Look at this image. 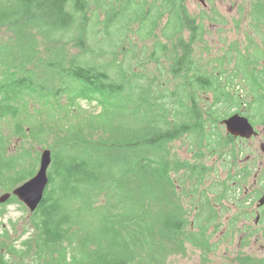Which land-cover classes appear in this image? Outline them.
<instances>
[{"label":"trees","instance_id":"obj_1","mask_svg":"<svg viewBox=\"0 0 264 264\" xmlns=\"http://www.w3.org/2000/svg\"><path fill=\"white\" fill-rule=\"evenodd\" d=\"M90 2L0 0L5 38L0 40L5 41L0 42V121L10 118L16 135L48 145L54 165L48 173L50 186L20 224V233L17 223L0 230V264H167L171 255L185 253L187 245L205 256L217 245L211 241L219 213L214 204L229 197L233 191L226 186L232 185L226 181L210 190L214 199L204 193L195 221H189L171 175L186 170L201 183L209 168L181 161L168 144L192 135L193 146L210 155L234 162L241 156L237 141L219 131L224 118L220 109L243 105L237 90L231 94L229 89L240 76L226 75L234 61L254 100L257 92L264 96V66L258 69L264 59H253L256 41L234 44L212 69L200 67L193 45L203 40V29L188 19L185 0H166L163 12L152 5L146 11L156 10L157 23L169 14L163 35L172 45L158 43L161 56L150 57L159 69L160 59L171 62L170 72L179 82L170 92L155 76L147 82L144 75L128 77L117 61L97 65L65 55L69 41L86 49V19L77 14L87 12ZM254 15L256 33L264 30L258 25L264 23V0H251L248 16ZM142 25L144 40L155 36L158 24ZM71 30L75 35L70 39L66 34ZM258 55L264 56V46ZM255 63L256 69L249 67ZM110 67L119 69V79ZM204 91L213 95L211 101L201 98ZM81 102L98 111L88 112ZM8 139L0 134V190L6 193L33 176L36 166L27 148L8 156ZM246 169L251 175L248 167L241 168ZM15 203L19 201L11 196L0 206V215L2 207ZM236 218L239 214L231 217L225 236ZM239 264L263 262L246 256Z\"/></svg>","mask_w":264,"mask_h":264},{"label":"rangeland","instance_id":"obj_2","mask_svg":"<svg viewBox=\"0 0 264 264\" xmlns=\"http://www.w3.org/2000/svg\"><path fill=\"white\" fill-rule=\"evenodd\" d=\"M166 0H91L88 5V11L77 14L79 20L85 18L83 29L86 31V49L80 50L74 46V41H69L65 45V55L67 57L78 56L82 60H89L90 63L97 65H105L112 61H117L122 65L123 71L128 77H136L139 79L143 75L145 81H149L151 77L157 78V83L160 82L170 92L178 89V80H174L170 65L166 58L160 59L163 65L157 67L155 62L151 60V55L161 56V51L158 43L166 44L171 47V41L167 40L163 35V30L168 24L169 14L166 12L157 23L156 10L152 9L148 14L147 9L152 5L160 11H166ZM251 0H185V7L188 14V19H194L196 24H199L203 29V40L193 45V56L197 60L198 66H207L212 69L217 66L216 62L222 59L224 53L231 51L234 44L249 45V39L256 41L259 47L264 46V30L256 29V33L251 27L253 19L257 20L256 15L251 18L248 16L250 11ZM100 5L101 7L99 8ZM140 16V17H139ZM144 17V19H142ZM174 22V20H172ZM142 24H158L155 36L146 37L144 40ZM264 25V23L258 24ZM78 31L79 26H75ZM75 35L74 31L66 34V37ZM184 35L189 38L190 33L184 32ZM0 40H5L4 34L0 33ZM5 42V41H0ZM262 45V46H261ZM258 48L254 50L253 59H264L263 55H258ZM242 61V58L239 57ZM199 61V62H198ZM257 64L250 65V68L256 69ZM262 64L259 63L258 69ZM111 74L116 75L119 79V69L110 67L107 69ZM244 74L242 70L236 67V61L230 66V70L226 75ZM230 76V75H229ZM234 78L233 84L229 89L231 94L237 90L240 98L243 100L241 107H231L220 109L222 117H227L231 113L241 110L246 113V117L250 120L253 126L259 131V136L249 141L237 142L243 152L240 156L241 160L245 157H255L251 169V176L246 180L248 185L254 182H264V153L260 151V143L264 142V96L261 92L255 95L250 94L245 86V81L242 78ZM146 81V82H147ZM224 85L227 84L225 77L222 79ZM159 87V85H158ZM157 87V88H158ZM201 98L211 101L213 95L210 92H201ZM256 101V102H255ZM82 108L88 112H97L93 106H89L85 102H81ZM226 112L227 114H224ZM232 115V114H231ZM219 131L223 136H226L225 128L219 124ZM0 134L8 137L6 142V152L8 156L27 148L31 158L29 161H35V173L39 167V156L43 149H50L48 145H39L33 143L30 138H23L14 133V122L10 118H5L0 121ZM29 134V133H28ZM195 138L192 135H185L180 139L174 140L168 144V148L173 155L181 161H190L200 167H208L201 183H196L197 177L191 176L186 170L178 173H172L174 186L179 192L180 202L189 211L187 219L191 222L195 221L198 208L205 200L204 193L210 199L216 198V193L210 190H218L219 184L227 180L229 183L234 181L232 176L234 170L230 168L229 161L225 157L210 155L206 153L204 148L193 146ZM52 138H49L46 144H51ZM52 151V149H50ZM200 152L206 153L204 157H198ZM197 156V157H196ZM54 172V165L51 163L48 173ZM34 173V174H35ZM50 186V185H48ZM6 191L0 190V195ZM243 197V189L231 192L228 198L221 199L219 204H214L218 209V217L212 225L211 233L213 234L212 242H216V248L213 252L203 256L202 251L187 245L185 253L171 255L168 258L167 264H239V260L246 256L252 259L263 262L264 264V239L259 235L263 224H254L253 220H244L243 218L233 221V229L225 236L227 232L229 220L235 216L234 201ZM252 197V195H251ZM196 206V208H195ZM250 206V205H246ZM0 215V230L3 225L10 227V223H17L18 233H20V224L30 216L29 210L22 203L8 204L2 207ZM218 225V230L216 226ZM197 230V227L195 228ZM250 230L254 231L248 237L245 233ZM27 236L24 235V238Z\"/></svg>","mask_w":264,"mask_h":264},{"label":"water","instance_id":"obj_3","mask_svg":"<svg viewBox=\"0 0 264 264\" xmlns=\"http://www.w3.org/2000/svg\"><path fill=\"white\" fill-rule=\"evenodd\" d=\"M201 1V0H200ZM225 128L226 135L243 140H251L258 132L249 119L239 113L232 114L219 121ZM260 151L264 152V143L260 144ZM52 163L50 149H43L39 157V167L36 173L24 183L15 187L11 192L0 195V205L6 203L11 196L17 198L30 213H33L41 203L45 189L49 183L48 169ZM261 204L264 199H261Z\"/></svg>","mask_w":264,"mask_h":264},{"label":"flooded vegetation","instance_id":"obj_4","mask_svg":"<svg viewBox=\"0 0 264 264\" xmlns=\"http://www.w3.org/2000/svg\"><path fill=\"white\" fill-rule=\"evenodd\" d=\"M262 65L264 66V61H262ZM240 115H243L246 117V114L241 113ZM255 129L257 130L256 127H255ZM257 132H258V134L256 137L259 136V131L257 130ZM256 137H254V138H256ZM254 138H252V139H254ZM263 139L264 138L262 137L261 140H263ZM234 140L237 142L245 141L241 138H234ZM262 143H264V142H261L260 144H262ZM262 153H264V152H262ZM255 157L247 156V157H245L244 160H241V158L238 157L235 162L233 160H231L228 163L231 166L230 168H232L234 170V175L236 172H239V174L237 175L235 182L234 181L232 182V186H226V187H228L233 192L236 190L243 189V197L241 199L238 198L236 201H234L235 204H233V205H234L235 209L238 208L236 211H234V215L239 214L240 218H243L246 221H249L250 219H252L254 224L262 223L263 224L262 229L256 233H259L260 237L262 239H264V202L262 204L260 202L261 199H264V182H254L253 184L248 185L246 183V180H248V178L251 176L250 173L248 174L249 170L248 169L241 170V168H243V167H248L251 170ZM226 181L227 180H225V182ZM221 187H224V186H221ZM178 194H179V192H178ZM251 195H252V197H251ZM246 205H250V206H246ZM231 217H230V219H231ZM249 232H250V230H248L245 233V235L248 234ZM253 232L254 231H251L248 234V237ZM263 249H264V247H263Z\"/></svg>","mask_w":264,"mask_h":264},{"label":"bare ground","instance_id":"obj_5","mask_svg":"<svg viewBox=\"0 0 264 264\" xmlns=\"http://www.w3.org/2000/svg\"><path fill=\"white\" fill-rule=\"evenodd\" d=\"M40 205V204H39ZM38 208V207H37Z\"/></svg>","mask_w":264,"mask_h":264}]
</instances>
